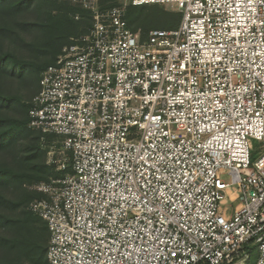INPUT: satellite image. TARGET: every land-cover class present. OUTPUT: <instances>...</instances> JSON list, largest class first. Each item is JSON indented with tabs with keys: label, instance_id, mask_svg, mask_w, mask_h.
I'll use <instances>...</instances> for the list:
<instances>
[{
	"label": "built area",
	"instance_id": "obj_1",
	"mask_svg": "<svg viewBox=\"0 0 264 264\" xmlns=\"http://www.w3.org/2000/svg\"><path fill=\"white\" fill-rule=\"evenodd\" d=\"M79 3L28 110L47 264H264V0ZM150 5L177 27L132 31Z\"/></svg>",
	"mask_w": 264,
	"mask_h": 264
},
{
	"label": "rangeland",
	"instance_id": "obj_2",
	"mask_svg": "<svg viewBox=\"0 0 264 264\" xmlns=\"http://www.w3.org/2000/svg\"><path fill=\"white\" fill-rule=\"evenodd\" d=\"M79 1L34 0L29 8L9 22L10 31H0V50L11 51L31 63L22 75L18 74V70L14 73L7 70L2 75L7 91L19 95L23 103H28L38 90V66L52 61L50 50L46 47L50 41L45 31L49 17L56 13L58 5L55 3H65L66 6L61 4L64 8H78L81 7ZM121 1L108 0L104 3L119 5ZM97 3L99 5V0ZM131 10L134 11L130 22L135 32L144 33L154 28L172 29L177 24L176 14L166 7L150 5ZM71 16L74 21L88 22L87 18H80L78 14ZM78 26L79 31L83 30L82 25ZM74 36L71 35L67 41ZM24 109L20 103L0 101V114L3 116L22 119ZM34 137L23 130L10 143L0 145V167L10 168L15 174L0 179V264H45L48 234L42 220L28 209L35 196L32 187L41 181L40 178H45L44 174L36 172L43 159L34 151ZM222 179L229 183L228 177L223 176Z\"/></svg>",
	"mask_w": 264,
	"mask_h": 264
},
{
	"label": "trees",
	"instance_id": "obj_3",
	"mask_svg": "<svg viewBox=\"0 0 264 264\" xmlns=\"http://www.w3.org/2000/svg\"><path fill=\"white\" fill-rule=\"evenodd\" d=\"M105 1H108V0H99V7L101 9H107L113 6H117L116 4L105 5L104 3ZM33 2L34 0H0V31H6V30L10 31L9 28L11 26H9V22H11V20H14L15 17L21 14L24 10L29 8ZM54 2H57V0H54ZM55 4L58 5V7L56 8V13L49 17V23L45 31L50 41L49 43L46 44V47H48L47 49L50 50V53L52 55V61L49 63H43L38 66V72H40V77H41L42 72L49 65H51L55 61L57 56L61 53V50L63 49L64 44L68 45L71 42V40L67 41V39L71 37V35L73 36L75 35L73 38H76L80 35L86 34L91 26V18H90L89 12L82 9V7L64 8L63 6H66L65 3H58V4L55 3ZM139 7H143V6H139ZM139 7L128 6L126 8L125 20L127 22L128 27L132 31L134 30L131 27L130 16L134 10L130 11V9L139 8ZM173 13L176 14L177 16V24L174 27L176 28L179 23L180 15L175 12ZM71 14L73 15L78 14L80 18H87L88 22L82 21V20L78 22L74 21ZM78 25H82L84 27L83 30L79 31ZM154 29H165V28H154ZM165 30H169V29H165ZM148 31L141 33V35L145 36ZM28 66H31V63L20 59L15 53L11 51L0 50V101L3 103H7V104L12 103V102L20 103L25 108L22 119L10 118V117H6L0 114V145L2 146V144L10 143L13 140L14 136L23 130H27L30 134H33L35 136L34 137V140H35L34 151L37 154H40L43 159L38 169L39 171L36 169V172L45 175V178L43 180L41 178L39 179L41 180L39 182H44V181H48L51 177H54L57 174L52 169H50L49 167L45 165V150L42 148V145L40 142V134L30 130L27 126L28 125V110L30 107L29 103L31 99L28 103L26 104L23 103L22 101L23 99L19 97V95H12L10 92L7 91V87L3 83V79H2L3 78L2 75L5 74L7 70H9L11 73H14L15 70H18V74L22 75L21 73ZM38 90H39V85H38ZM14 175L15 174L12 171V169L7 168V167H0V179L4 177L14 176ZM38 197L39 196L35 194L33 199H36ZM44 226L48 234L45 223H44ZM48 240H49V235H48ZM45 264H47L46 259H45Z\"/></svg>",
	"mask_w": 264,
	"mask_h": 264
}]
</instances>
